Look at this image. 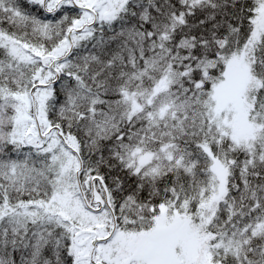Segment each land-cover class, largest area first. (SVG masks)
<instances>
[{
  "label": "snow or ice",
  "instance_id": "6c2138e0",
  "mask_svg": "<svg viewBox=\"0 0 264 264\" xmlns=\"http://www.w3.org/2000/svg\"><path fill=\"white\" fill-rule=\"evenodd\" d=\"M0 264H264V0H0Z\"/></svg>",
  "mask_w": 264,
  "mask_h": 264
}]
</instances>
